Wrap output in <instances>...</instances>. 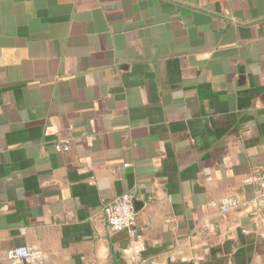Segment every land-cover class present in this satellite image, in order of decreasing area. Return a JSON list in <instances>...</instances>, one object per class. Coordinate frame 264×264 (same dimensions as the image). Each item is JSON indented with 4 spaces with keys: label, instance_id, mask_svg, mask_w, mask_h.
Wrapping results in <instances>:
<instances>
[{
    "label": "crops",
    "instance_id": "0c3cea01",
    "mask_svg": "<svg viewBox=\"0 0 264 264\" xmlns=\"http://www.w3.org/2000/svg\"><path fill=\"white\" fill-rule=\"evenodd\" d=\"M262 168L264 0H0V264H264Z\"/></svg>",
    "mask_w": 264,
    "mask_h": 264
},
{
    "label": "built area",
    "instance_id": "2783aa9c",
    "mask_svg": "<svg viewBox=\"0 0 264 264\" xmlns=\"http://www.w3.org/2000/svg\"><path fill=\"white\" fill-rule=\"evenodd\" d=\"M70 143L67 139H61L54 143V149L58 152L68 151ZM257 195L264 197V168L261 169L256 177ZM134 193L123 192L113 198L107 200L102 204L101 215L103 221L110 232H117L121 230L131 231L136 224L137 211L134 207ZM254 203L243 201L233 195H225L221 197L216 206L219 211L224 213L232 209L248 208ZM7 256L11 260H24L29 264H41L45 260V253L39 248L30 247L26 245L15 246L8 250Z\"/></svg>",
    "mask_w": 264,
    "mask_h": 264
},
{
    "label": "water",
    "instance_id": "95a60500",
    "mask_svg": "<svg viewBox=\"0 0 264 264\" xmlns=\"http://www.w3.org/2000/svg\"><path fill=\"white\" fill-rule=\"evenodd\" d=\"M135 204V203H134Z\"/></svg>",
    "mask_w": 264,
    "mask_h": 264
}]
</instances>
